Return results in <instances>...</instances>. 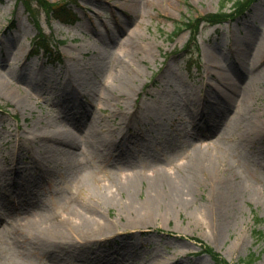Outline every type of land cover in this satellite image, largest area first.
<instances>
[{
  "label": "rangeland",
  "instance_id": "obj_1",
  "mask_svg": "<svg viewBox=\"0 0 264 264\" xmlns=\"http://www.w3.org/2000/svg\"><path fill=\"white\" fill-rule=\"evenodd\" d=\"M33 6L0 0V264H264V0L195 43L171 34L221 0H75L74 25ZM86 205L104 238L45 243Z\"/></svg>",
  "mask_w": 264,
  "mask_h": 264
},
{
  "label": "trees",
  "instance_id": "obj_2",
  "mask_svg": "<svg viewBox=\"0 0 264 264\" xmlns=\"http://www.w3.org/2000/svg\"><path fill=\"white\" fill-rule=\"evenodd\" d=\"M17 2H21L25 9L32 13L34 12V6L42 9L49 19H54L62 24L66 25H74L78 21V17L76 13L71 8V4L75 2V0H65L61 4L51 3L47 0H15ZM254 0H221L220 9L216 13L207 14L205 16H199L196 18L184 19L181 22H178V25L174 32H172L171 37L177 36L179 33L183 31H189L191 42L196 41V36L199 33V28L201 24L208 23L209 25L222 24L230 19H235L237 17L245 14L249 8L251 3ZM232 2L231 9L229 13L223 11L226 3ZM33 49H35V54L42 53L43 56L49 63H62V57L59 55L57 50L56 43L50 38L48 35H44L41 32L35 36L33 42ZM186 50V49H185ZM184 51L181 50L179 52ZM189 57L186 59L187 68L190 69L192 66V52L188 53ZM258 220V219H256ZM205 252L210 253L215 259H217V254L213 252L211 247H205ZM218 260V259H217ZM253 262L252 258H249L246 263L251 264Z\"/></svg>",
  "mask_w": 264,
  "mask_h": 264
},
{
  "label": "bare ground",
  "instance_id": "obj_3",
  "mask_svg": "<svg viewBox=\"0 0 264 264\" xmlns=\"http://www.w3.org/2000/svg\"><path fill=\"white\" fill-rule=\"evenodd\" d=\"M6 85H7L6 79L0 76V88L6 89L7 88L5 87ZM70 136H71L70 134L65 133L60 138H63V140L67 141L70 138ZM89 136H90L89 138L92 139L94 142L96 141L95 136H91V135ZM101 146H103V144ZM96 149L97 148H94L93 150L96 151ZM108 152L109 151H106V148L104 146L101 148L102 156H105V157L108 156L109 155ZM132 188H131V191H133ZM115 198L116 196L113 193L109 195H104V196H102V194H94V195L92 194V200L96 199L94 201L96 204H108L110 202L115 201ZM126 206L130 210V212H132L133 210L135 211V209L138 208L136 207V202H134L132 198L129 199V202H127ZM96 211L99 213V211L96 208L88 209V205H86L84 206V209L81 212L73 213L72 218L63 221L61 225L57 226V228L51 224L48 228L49 224L46 223L47 225L45 224L46 226H45V231H44L45 243L47 242L50 245L52 244L51 242L55 243L57 241H60V238L58 237L57 233H63V237H68L69 238L68 240L70 242L74 240L87 241V240H90L91 238H99V237L104 238L105 237L104 231H106L105 226H107V224L105 220L102 218L101 214L100 216L93 217V214ZM150 217L152 216L150 215ZM150 217L148 216L147 218H150ZM75 218L80 223H75L74 222ZM218 220L221 221L220 216H218ZM1 225H4L2 223V220H0V226ZM111 233H114V231ZM54 245L57 246L56 244Z\"/></svg>",
  "mask_w": 264,
  "mask_h": 264
}]
</instances>
